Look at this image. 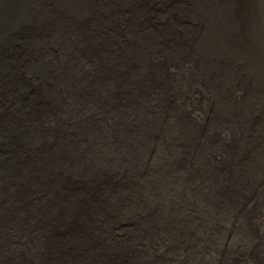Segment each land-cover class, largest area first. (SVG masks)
<instances>
[{
    "label": "bare ground",
    "instance_id": "1",
    "mask_svg": "<svg viewBox=\"0 0 264 264\" xmlns=\"http://www.w3.org/2000/svg\"><path fill=\"white\" fill-rule=\"evenodd\" d=\"M0 264H264V0H0Z\"/></svg>",
    "mask_w": 264,
    "mask_h": 264
}]
</instances>
